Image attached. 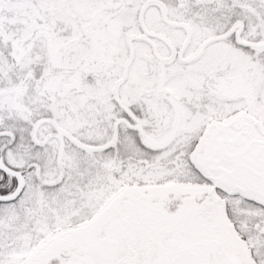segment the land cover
<instances>
[{
	"label": "snow or ice",
	"instance_id": "obj_1",
	"mask_svg": "<svg viewBox=\"0 0 264 264\" xmlns=\"http://www.w3.org/2000/svg\"><path fill=\"white\" fill-rule=\"evenodd\" d=\"M0 264H264V0H0Z\"/></svg>",
	"mask_w": 264,
	"mask_h": 264
}]
</instances>
